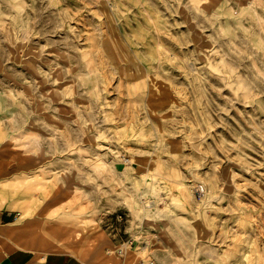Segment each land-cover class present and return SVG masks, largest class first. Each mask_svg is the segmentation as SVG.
Here are the masks:
<instances>
[{
	"label": "rangeland",
	"instance_id": "obj_1",
	"mask_svg": "<svg viewBox=\"0 0 264 264\" xmlns=\"http://www.w3.org/2000/svg\"><path fill=\"white\" fill-rule=\"evenodd\" d=\"M0 212L73 264H264V0H0Z\"/></svg>",
	"mask_w": 264,
	"mask_h": 264
},
{
	"label": "crops",
	"instance_id": "obj_2",
	"mask_svg": "<svg viewBox=\"0 0 264 264\" xmlns=\"http://www.w3.org/2000/svg\"><path fill=\"white\" fill-rule=\"evenodd\" d=\"M13 215L9 212H0V264H73L65 254L45 255L41 251L31 249L32 246L27 244L32 245L35 241L29 236L25 241L22 240V244L17 245L9 237L14 223Z\"/></svg>",
	"mask_w": 264,
	"mask_h": 264
},
{
	"label": "built area",
	"instance_id": "obj_3",
	"mask_svg": "<svg viewBox=\"0 0 264 264\" xmlns=\"http://www.w3.org/2000/svg\"><path fill=\"white\" fill-rule=\"evenodd\" d=\"M13 220H17V216H14ZM133 245V242H126L118 246L117 254L120 258H124V255L128 248H130ZM148 264H154V262H149Z\"/></svg>",
	"mask_w": 264,
	"mask_h": 264
},
{
	"label": "bare ground",
	"instance_id": "obj_4",
	"mask_svg": "<svg viewBox=\"0 0 264 264\" xmlns=\"http://www.w3.org/2000/svg\"><path fill=\"white\" fill-rule=\"evenodd\" d=\"M115 49H116V48H115ZM116 51H117V50H116ZM117 58H118V57H117ZM92 75H93V74H92ZM87 77H88V76H87ZM95 77H96V76H95ZM85 79H86V78H85ZM86 80H87V79H86ZM96 82H97V81H96ZM94 83H95V82H94ZM93 86H94V84H93ZM93 86H92V87H93ZM94 87H95V86H94ZM93 89H94V88H93Z\"/></svg>",
	"mask_w": 264,
	"mask_h": 264
}]
</instances>
